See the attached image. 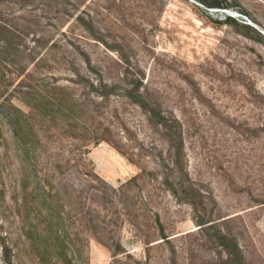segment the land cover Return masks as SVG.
Listing matches in <instances>:
<instances>
[{
	"label": "rangeland",
	"instance_id": "rangeland-1",
	"mask_svg": "<svg viewBox=\"0 0 264 264\" xmlns=\"http://www.w3.org/2000/svg\"><path fill=\"white\" fill-rule=\"evenodd\" d=\"M217 1L0 0V264H223L190 203L120 188L166 149L136 76L179 118L196 213L264 264V0Z\"/></svg>",
	"mask_w": 264,
	"mask_h": 264
},
{
	"label": "trees",
	"instance_id": "trees-1",
	"mask_svg": "<svg viewBox=\"0 0 264 264\" xmlns=\"http://www.w3.org/2000/svg\"><path fill=\"white\" fill-rule=\"evenodd\" d=\"M208 7H218L217 0H199ZM78 19L82 18L78 16ZM86 64L89 61L86 60ZM91 85H93L91 83ZM114 88L116 86L113 80L104 81L99 79L95 84L96 88L108 87ZM122 90L125 92L128 100L135 104L142 112L145 118L146 125L161 138L166 141V149L164 155L159 154L160 167L156 168H138V172L120 183V188L129 186L131 184L138 185L140 181H156L162 186H166L172 192L173 196L178 200L187 201L191 204L194 211V222L196 229L200 230L197 233L208 235L210 243L220 246L224 252V257L221 259L223 264H244V257L240 250L237 240L229 231H222L218 226V221L205 218L196 213V206L194 205V198L197 192L193 188L192 182L188 180V172L184 166L182 156V139L178 116L170 110H165L160 104L157 96L150 92L145 85L141 83L138 76L135 79L122 84ZM103 95V94H102ZM101 95V96H102ZM108 133V130L105 129ZM96 140H107L105 135H96V129L91 130ZM117 148V147H116ZM121 152V151H120ZM124 154V153H122ZM126 158L132 161L131 157ZM151 178V179H149ZM196 213V214H195ZM155 222L160 231V238L168 240L162 233V229L156 215ZM215 227V231H201L208 228ZM8 260V257H5ZM146 264V261L143 260Z\"/></svg>",
	"mask_w": 264,
	"mask_h": 264
},
{
	"label": "water",
	"instance_id": "water-1",
	"mask_svg": "<svg viewBox=\"0 0 264 264\" xmlns=\"http://www.w3.org/2000/svg\"><path fill=\"white\" fill-rule=\"evenodd\" d=\"M228 14V13H227ZM228 15H230V14H228Z\"/></svg>",
	"mask_w": 264,
	"mask_h": 264
}]
</instances>
